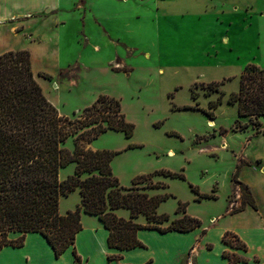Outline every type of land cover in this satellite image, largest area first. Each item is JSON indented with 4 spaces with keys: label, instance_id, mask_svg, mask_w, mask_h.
Segmentation results:
<instances>
[{
    "label": "rangeland",
    "instance_id": "rangeland-1",
    "mask_svg": "<svg viewBox=\"0 0 264 264\" xmlns=\"http://www.w3.org/2000/svg\"><path fill=\"white\" fill-rule=\"evenodd\" d=\"M79 12H86L84 25ZM94 16L100 18L101 26L112 38H121L127 45L119 41H116L119 45L109 43ZM51 18L52 21L41 24ZM60 18L62 24L57 14L15 17L1 22V31L8 39L0 53L44 41L51 44L56 32L57 52L52 50L45 61L38 64L55 75L44 78L41 72L38 79L50 81L51 86L46 85V90L59 112L74 117L101 94L120 101L126 119L134 124L132 136L127 137L122 130H108L92 142L98 150L118 152L112 159V167L121 185L133 187L134 192L155 190L150 196L169 194L158 207L159 213H167L174 219L183 213L177 212L182 202L187 204L186 210L191 215L207 223L212 215L225 210L228 194L233 208L237 197L244 201L251 196L247 188L232 187L236 159L232 148L227 150L228 146H221L220 133H224L222 127L228 131L227 139L236 152L251 159L264 158V118L259 128L250 124L252 130L236 132L232 129L236 120L244 123L249 122V118L239 117L238 107L228 103V94L238 87L242 67L255 63L264 68V0H129L128 3L90 0L88 9L86 0H72L64 6ZM56 24H59L58 29ZM83 34L89 38L86 45ZM211 49L213 52L206 55ZM186 50L200 53L198 56L209 60L200 66L196 63L173 65V56L182 61L181 53ZM116 54L122 55L126 63L123 59L112 61ZM192 57L195 59L194 55ZM189 60L191 58L187 57V63ZM228 77L234 78L225 86L223 103L213 109L216 115L213 120L204 109H209L210 99L216 100L220 95L214 93L207 97L202 86ZM69 78H74L75 83ZM56 83H60L58 88H54ZM194 92L197 98L193 97ZM209 119L214 121L213 126ZM252 131L257 136H253ZM214 135L216 137L211 138ZM208 139L209 143L204 142ZM209 144L218 148H211ZM64 146L73 151L74 137H69ZM74 163L63 167L60 176L71 175ZM160 170L183 174L184 178L154 174L151 182L133 185L136 177ZM249 180L264 214V172H251ZM158 182L165 186L149 188L150 184ZM200 194L217 197L199 198ZM80 202L79 191L62 196L60 212L73 210ZM125 209L115 212L125 217L130 213ZM215 221V218L211 220ZM235 221L226 219L221 225H233ZM143 223L147 220L143 219Z\"/></svg>",
    "mask_w": 264,
    "mask_h": 264
},
{
    "label": "trees",
    "instance_id": "trees-1",
    "mask_svg": "<svg viewBox=\"0 0 264 264\" xmlns=\"http://www.w3.org/2000/svg\"><path fill=\"white\" fill-rule=\"evenodd\" d=\"M42 75L51 78L49 74ZM223 83L213 81L202 87L210 95L219 92ZM222 94L210 101L209 109H204L212 119L213 109L222 103ZM196 96L194 92L193 97ZM228 102L238 104L239 117L249 118L246 123L237 119L233 130H245L250 124L259 128L260 118L264 117V68L248 63L240 75L239 90L230 95ZM108 130H122L127 137L134 131V124L126 119L118 99L101 94L74 117L63 115L38 82L29 49L0 54V248L22 246L28 233L38 232L52 245L56 256L73 247L80 263L74 243L83 228L82 212L97 216L110 231L109 246L120 250L143 246L137 237L140 229L185 232L202 225L199 218L187 214L186 203L181 202L177 208V212L184 213L180 218L171 219L169 214L159 213L158 207L169 194L150 196L120 184L111 167L118 152L89 147ZM71 136L75 139L73 151L64 146ZM71 162L76 163L74 173L61 180V169ZM154 174L184 178L183 174L160 170L136 177L133 185L151 182ZM238 174L239 170L232 176L233 183L246 188L238 180ZM161 186L165 185L158 182L149 188ZM192 188L199 193L197 188ZM77 189L80 204L74 210L61 213V197ZM247 194L251 195L249 190ZM203 197L217 196L199 195ZM247 203L257 208L252 195L243 201L240 209ZM119 208L129 209L130 218L119 216L115 212ZM141 214L146 216V224L135 221ZM168 221L170 224L163 226ZM12 233L19 235L12 238ZM223 239L234 248L246 249V244L231 231ZM226 256L229 264H234L236 258Z\"/></svg>",
    "mask_w": 264,
    "mask_h": 264
},
{
    "label": "crops",
    "instance_id": "crops-1",
    "mask_svg": "<svg viewBox=\"0 0 264 264\" xmlns=\"http://www.w3.org/2000/svg\"><path fill=\"white\" fill-rule=\"evenodd\" d=\"M122 1L123 3H128L129 0H122ZM69 2L72 3V0H0V23L7 22L15 17H32L42 14H53V15L57 14V20L60 21L59 24H62L63 20L60 18L61 12L64 6ZM86 6L87 9L90 7V0H86ZM68 10H70V8H68ZM86 12L82 14L79 12V18L81 19L83 25H84L83 20L85 18ZM94 19L101 26V23L99 22L100 18L94 16ZM52 20H53L52 18L45 19L41 24L43 23L46 24L47 22ZM59 24L55 25L57 29ZM214 26L217 27V25ZM101 27L103 30V34L106 36V38L110 40V41L108 40L109 43H115L116 45H119L116 42L119 41L121 43L126 44L125 42L121 41V38H112L109 32L106 31L105 27L103 26ZM185 31L186 29H184V32ZM189 33H190L189 30H187V34H188L187 39L190 40L191 36H189ZM7 39L8 37L2 33L0 27V48L7 44L6 43ZM57 39L58 36L57 33L55 32L51 39L52 42H50L51 44L52 43L54 44L53 46H51V44H48L46 43V41H44L46 44L38 43L31 47L23 48V49H29L31 51L32 68L34 74L38 82L43 87L44 93L46 94L47 98L51 102L52 100L49 98L46 90V85H48V87L51 86L50 81L47 79L39 80L38 77L39 74H41V72L49 74L51 77L55 74H51V72L48 69H46L42 65L39 66L38 64L39 62L43 63L46 59V56H48L52 50L54 52L56 50L57 52L58 50V47H56L57 46L56 42L58 41ZM83 40L85 45L89 43V38L85 34H83ZM18 42L22 43L23 40H18ZM130 47L132 49L138 48L132 46ZM212 49L210 51L208 50V52H206L205 54L208 55L209 53L213 52ZM181 54H182L181 56L184 55L182 61L181 60L178 61L177 56H173L171 60L173 65L187 66V64L196 63L197 65L200 66L203 65L204 63H207L209 60V59L204 60L203 55L198 56L200 55V53L192 54V52H190L189 50H186ZM193 55L195 56V59H197L196 57H200V59H197L199 61L195 59L192 60V58H194L192 57ZM206 55L205 57L207 58ZM187 57L191 58V60H189V63H187ZM121 59H123V62L126 63V59L119 54H116V56L112 59V61L113 60L120 61ZM62 72L64 71L62 70ZM62 72L59 71L58 73H62ZM233 78L234 77H228L227 79H223L222 81H224V83L220 87L221 92L216 91L213 92L212 94L219 93V95H221V93L223 92L225 95L226 94L225 86ZM69 79L73 83H75L74 78H69ZM214 81H218V80H214ZM59 86L60 83H56V85L54 84V88H58ZM239 87H240V77L238 78V87L236 88L235 91H238ZM235 91H232L230 92V94H228V99L230 95ZM212 94L207 95V97L212 96ZM97 97L98 95H96L91 102L93 103L97 99ZM211 100L214 99H210L208 101V104L210 103ZM221 104H219V106ZM233 105H236L238 107L237 103ZM219 106L216 109H218ZM243 118L246 117H242V119ZM262 118L264 117L260 118L261 122H262ZM213 120H215V117L213 118ZM222 128L225 131L224 133L222 132L223 134L220 133V135L223 136L221 146L222 147L228 146L227 150L229 148H232L231 151L236 159V165L234 167L232 176L237 170H239L238 180L246 186L247 190L250 191L252 197L255 200L257 208H254L252 205L247 203L242 209H240V207L243 204V201L238 197L232 203L233 205H235V208H233V206L229 205L230 203L228 200V196H229L228 194L227 205L225 210L220 212L218 215H212L209 218L208 223L201 219L202 221L201 226L185 232L177 231V230L160 232L157 229H150V228L140 229L137 232V237L143 243V246H137L131 249H124V250L111 248L108 244V237L110 231L103 225V223L99 220L97 216L82 212L81 221L83 224V228L77 233L74 243L75 249L80 259V263L77 262L76 256L73 253V247H69L60 256H56L52 245L41 233L30 232L26 235L24 244L22 246L14 247L11 245H6L0 248V264H229V258L226 256L227 254L228 255L230 254L236 258L234 264H264V214H262L261 207L258 205L257 200L255 199L253 186L249 180V175L251 174V172H256V173L264 172V158L256 157L251 159L244 156L243 153L240 151L236 152V149H233L229 140L227 139L228 131L224 127ZM246 130H252V129L248 127L247 129L242 131H246ZM236 132H241V131H236ZM253 136H257V135H255L253 132ZM214 137L216 136L214 135L211 138ZM251 138L252 136H250L249 139ZM209 139L204 140V142L209 143L210 141ZM131 142H134V140H131ZM89 147H91L94 150H98V148L93 146V142L89 144ZM210 147L218 148V146L215 145L214 146L210 145ZM112 163L113 162L111 161V167H112ZM75 169H76V163H74L73 173ZM112 170L113 173L115 174L113 167ZM60 175H61V171H60ZM64 179L66 178L61 177V180ZM235 185L241 186L240 184H234L232 182V187ZM76 191H79V189H77ZM154 191L155 190L152 189H146V192L150 195L153 194ZM76 207H74V209ZM234 209L236 211L233 212ZM187 214L191 215L189 210H187ZM183 215L184 213L178 214L176 215L177 216L176 218H180ZM124 216L126 218H130V213ZM255 217L258 219L257 221L254 219ZM213 218H215L216 221L212 223L211 220ZM143 219L145 220L146 216L144 214H141L138 218L135 219V221L144 224ZM226 219L228 220L235 219L236 221L233 225H229V226L221 225V222ZM93 220L95 221V223H92ZM228 231H231L234 234H236L239 237V239L246 244V249L234 248L230 244L225 242L223 237L224 234ZM12 234L15 235L17 233H12Z\"/></svg>",
    "mask_w": 264,
    "mask_h": 264
},
{
    "label": "bare ground",
    "instance_id": "bare-ground-1",
    "mask_svg": "<svg viewBox=\"0 0 264 264\" xmlns=\"http://www.w3.org/2000/svg\"><path fill=\"white\" fill-rule=\"evenodd\" d=\"M210 126H213L214 125V121L213 120H210Z\"/></svg>",
    "mask_w": 264,
    "mask_h": 264
}]
</instances>
